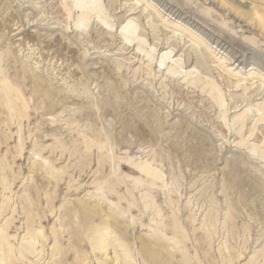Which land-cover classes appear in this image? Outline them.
<instances>
[{"label":"rangeland","instance_id":"obj_1","mask_svg":"<svg viewBox=\"0 0 264 264\" xmlns=\"http://www.w3.org/2000/svg\"><path fill=\"white\" fill-rule=\"evenodd\" d=\"M74 6L0 0V264H264V0Z\"/></svg>","mask_w":264,"mask_h":264},{"label":"bare ground","instance_id":"obj_2","mask_svg":"<svg viewBox=\"0 0 264 264\" xmlns=\"http://www.w3.org/2000/svg\"><path fill=\"white\" fill-rule=\"evenodd\" d=\"M73 3H74V7L80 9L81 11H83L85 13V11H92V12H99L100 10V7H99V0H73ZM167 3V2H165ZM161 4V8L167 13L168 16H170L171 18H175V19H178V20H181L182 23L186 24V25H189L190 24V18L188 19V17H183L182 13L180 12V10L178 9H174L172 5H168V4ZM159 4V5H160ZM80 11V12H81ZM164 12V13H165ZM88 13V12H87ZM185 13V12H184ZM166 15V14H165ZM82 16V15H81ZM86 19V16L87 15H83ZM88 17V16H87ZM83 18V17H82ZM169 18V17H168ZM79 19V18H78ZM80 20V19H79ZM84 21H88L87 20H84ZM84 23V22H83ZM195 26V25H194ZM122 32L124 34H126L127 36H134L136 34V28L134 27L133 24L131 23H128L123 29H122ZM215 45H216V49H219L221 51H224V52H227V53H230L231 52V49H228L229 47L226 45H224L221 41L219 40H215ZM228 50V51H227ZM231 56V55H230ZM232 58H236V57H233L232 55ZM232 60V59H231ZM238 61V60H237ZM201 62V61H200ZM244 60H239V63L238 64H241L243 63ZM246 62V61H245ZM202 63V62H201ZM237 65V64H236ZM221 101V100H220ZM149 171V170H148Z\"/></svg>","mask_w":264,"mask_h":264}]
</instances>
